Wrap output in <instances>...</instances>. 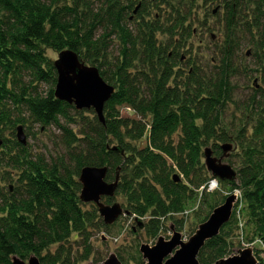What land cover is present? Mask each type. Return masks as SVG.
<instances>
[{
  "label": "trees",
  "instance_id": "obj_1",
  "mask_svg": "<svg viewBox=\"0 0 264 264\" xmlns=\"http://www.w3.org/2000/svg\"><path fill=\"white\" fill-rule=\"evenodd\" d=\"M125 1L0 0V126L9 125L12 137L6 139L0 129V149L5 166L17 172L13 190L7 186L0 194V264H12V257L26 261L30 256L39 264H71L65 244L72 237L81 242V261L92 255L90 231L110 227L98 218L92 204L79 201L77 179L86 166L106 167V182L118 176L115 195L124 198L126 214L145 220L142 228L151 240H157L170 219L168 230L180 231L183 221L173 214L182 212L197 197L205 209L199 224L225 199H217L215 192H199L212 178L201 163L202 148L210 144L212 155L220 157V144L232 141L221 122L225 107L232 102V60L244 32L250 35L252 28H260L257 21L264 19V0H220L223 38L215 72L204 75L194 66L183 82L178 55L168 53L156 41L155 34L162 29L145 23L136 33L129 29L130 20L143 21L144 1L137 9L134 2ZM183 24L177 18L164 32L173 36ZM97 31H101L99 40L95 39ZM115 35L120 48L110 65L98 43L106 48L108 38ZM257 45L264 54V27ZM65 49L95 67L114 89L103 107V123L95 120L94 129L81 139L83 147L71 153L73 169L40 157L32 160L15 137L17 125L25 127L29 119L42 128L59 127L72 151L71 146L80 141L59 125L74 107L54 98L56 72L44 52ZM25 76L30 80L24 82ZM40 85H45V91L40 92ZM254 95L251 134L246 137L241 129L236 136L241 152L236 179L217 182L230 194L240 192L237 204H244L240 210L245 220L243 242L264 245V91L258 101ZM120 107L137 119L122 117ZM11 109L17 111L14 119ZM141 141L144 145L138 147ZM173 175L179 180L174 181ZM111 200L103 198L107 204ZM233 208L218 235L199 250V264L228 257L232 239L238 237L236 204ZM130 254L134 264H145L136 247ZM115 255L121 264H127L121 251ZM254 257L261 264L257 253Z\"/></svg>",
  "mask_w": 264,
  "mask_h": 264
},
{
  "label": "rangeland",
  "instance_id": "obj_2",
  "mask_svg": "<svg viewBox=\"0 0 264 264\" xmlns=\"http://www.w3.org/2000/svg\"><path fill=\"white\" fill-rule=\"evenodd\" d=\"M129 1L136 4H134L136 9L139 3L143 1V4L146 6V14L142 17L143 21H139L138 19H136V21L130 20L129 29L133 33H136V31H138V26L143 28L144 23L162 29L161 32L158 31L155 34L156 41L163 47H166L168 53L174 52L178 55V69L184 73V76L181 78L182 82L186 79V76H188L194 66L201 74H214L223 38V5L220 3V0L213 1L212 3L210 0L205 1L206 3L203 0H128V3ZM67 2L69 3V1ZM125 3L127 2L125 1ZM246 17L250 19V15ZM177 18L183 20L184 24L182 29L178 30L177 34L174 33L173 36L166 34L164 30L172 27ZM251 21L253 20L251 19ZM257 23L260 25V28L258 30L252 28L250 35L248 32H244L239 46L235 50L232 60L234 72L230 75L231 86H233L232 102H229L225 107L221 119L223 128L231 136L232 140L220 144V146L230 145V150L225 153L227 157L223 158L222 162L230 165L235 172L238 170L241 162V152L238 141H236L237 133L242 129L244 131L243 135L246 137L250 136L254 124L253 110L251 109L252 98L255 96L254 94H256L257 98H255L254 101H258L259 94L264 91V70H262V67L264 68V54L257 45L258 37L261 34L262 27H264L262 26L264 24V19L258 20ZM188 33L190 36L187 37L186 34ZM100 36L101 31H97L95 33V39L99 40ZM106 43V48H104V45L100 42L98 43V47L106 55V62L112 65L115 63L119 54L120 47L117 36H111ZM44 52L45 56L51 62L56 60L57 53L51 50H45ZM23 78L24 82L30 80L28 76ZM45 89V85H40V92L45 91ZM11 110L12 114L10 117L14 119L17 115V111ZM118 111L124 118L129 117L130 119H137L132 112H129L125 108L120 107ZM68 115L69 118L66 120L61 119L59 125L67 127L76 138L80 139V141L71 146L74 147V151H72V148H67L65 145V137L59 127L53 125L48 128H42L38 124L27 119L25 127L21 128V134L25 140L24 147L27 149L30 157H32V160L40 157L49 164L54 162L73 169L74 160L71 158V153L75 152L76 154V151L83 147L81 139L84 135H89L91 133L96 124L95 120L97 122V119L91 109L81 111L73 109L69 111ZM24 116L27 118V115ZM19 125L20 124L17 126ZM9 127V125L7 128L0 126L2 135L6 139H12L9 134ZM143 145V141L137 143L138 147H142ZM205 148L212 150L210 144L203 147L202 151ZM1 151H3V149H0V194H4L7 186L10 187V191L16 186L15 179L17 177V172L5 166L4 160L6 158ZM212 156L218 158L215 155ZM201 163H203V159ZM213 192L217 194V199L223 196L226 198V196L230 194L220 185H218L217 189ZM101 202L107 204L104 203L103 199ZM199 202V197H197V199L193 203H190L182 212L173 214L174 218L183 221V226L180 231L174 229L168 230L170 219V221L165 222L164 227H166V230H162L159 237L168 240L173 232H177L180 235L181 241L186 242L194 234L199 224V219L205 216V209L201 207V203L199 204ZM111 203L118 204L122 212L126 211L125 200L121 195L114 194V197L108 204ZM235 204L236 210H241L244 206L242 202L238 205L236 201ZM94 208L96 209L95 206ZM85 209H89V207ZM98 218L101 220L99 216ZM235 218L237 224L239 223L238 219H240V223L245 221L242 214H240L239 218ZM139 221L143 227L145 220L139 219ZM109 227L108 230L102 227H96L94 230L90 231V245L93 253L84 261H81L83 249L80 240L75 237L70 238L65 244V249L68 252L71 264H100L107 260L109 255H115L117 251H121L124 259L127 260V264H134L130 261L131 250L135 247L138 250L141 244L153 246L156 241V239L151 240L146 238L143 228L139 229L135 219L128 214H122L114 224ZM243 232L244 231L242 229L239 230L238 227L236 231L238 237L232 239L233 245L228 257L235 256L239 250H242V244L244 243ZM55 249L56 245L52 246L49 251L54 252ZM254 254L256 253H253V256ZM24 262L27 264V260ZM261 264H264V257L261 260Z\"/></svg>",
  "mask_w": 264,
  "mask_h": 264
},
{
  "label": "water",
  "instance_id": "obj_3",
  "mask_svg": "<svg viewBox=\"0 0 264 264\" xmlns=\"http://www.w3.org/2000/svg\"><path fill=\"white\" fill-rule=\"evenodd\" d=\"M56 72V83L53 89V96L56 100L72 105L75 110L91 109L97 120L103 123V107L110 99L114 89L105 83L100 77L97 69L88 66L80 61L77 55L65 49L57 53V58L52 62ZM16 141L20 145L25 144L24 137L21 134V127L16 128ZM2 141L0 140V146ZM222 155L218 158L212 156L209 148L203 150V165L211 177L218 181H234L236 172L234 169L222 162L227 157L226 152L230 150V145L221 146ZM106 167L86 166L80 169L78 183L80 184L79 201L83 204H92L97 209V214L105 226H110L122 214L121 207L116 203L103 204V198H113L118 176L112 182H106ZM173 180L178 181L177 175H173ZM235 196L229 194L224 201L215 207L206 221L199 224L194 234L186 241L182 242L180 235L173 232L168 240L158 237L153 246L141 244L138 247L145 264H199L197 254L204 243L219 233L221 227L231 218ZM135 222L139 229L142 224L138 219ZM251 248L239 250L237 255L221 259L213 264H256ZM12 264H25L24 261L12 257ZM27 264H39L34 256H30ZM100 264H121L115 255L111 254L104 262Z\"/></svg>",
  "mask_w": 264,
  "mask_h": 264
},
{
  "label": "built area",
  "instance_id": "obj_4",
  "mask_svg": "<svg viewBox=\"0 0 264 264\" xmlns=\"http://www.w3.org/2000/svg\"><path fill=\"white\" fill-rule=\"evenodd\" d=\"M217 187H218L217 179L212 177L207 181L205 185H203L199 189V192L204 190L206 193H212L214 190L217 189ZM233 195L235 196V202L240 201L241 195L238 190H234ZM235 214H236V217L239 218L241 214L240 209L235 210ZM238 221H239L238 227L241 230V228L243 227V223L242 222L240 223V219H238ZM242 246H243L242 249L251 248L252 253H257L259 260H262V258L264 257V245L260 241H255L254 243H250V244L243 243Z\"/></svg>",
  "mask_w": 264,
  "mask_h": 264
}]
</instances>
